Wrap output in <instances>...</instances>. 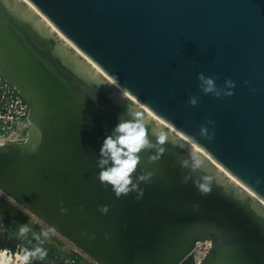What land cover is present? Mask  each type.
<instances>
[{
    "label": "water",
    "instance_id": "95a60500",
    "mask_svg": "<svg viewBox=\"0 0 264 264\" xmlns=\"http://www.w3.org/2000/svg\"><path fill=\"white\" fill-rule=\"evenodd\" d=\"M30 1L128 93L264 199V0ZM63 68L0 0V76L18 89L39 130L35 152L0 147V209L21 219L17 205L54 227L72 255L98 264H195L196 242L206 240L212 247L200 264H264V237L235 220L227 202L190 185L169 156L148 163L155 153L140 154L136 175H152L139 199L103 188L96 161L117 122ZM200 73L217 88L232 80L233 95H203ZM201 126L211 140L199 136Z\"/></svg>",
    "mask_w": 264,
    "mask_h": 264
},
{
    "label": "bare ground",
    "instance_id": "6f19581e",
    "mask_svg": "<svg viewBox=\"0 0 264 264\" xmlns=\"http://www.w3.org/2000/svg\"><path fill=\"white\" fill-rule=\"evenodd\" d=\"M1 1L10 13L30 25L37 33L38 38L47 42L53 57L64 67L63 69L70 76L79 77L87 86L91 97H94L93 100L110 113L117 123L119 118L129 110L140 112L143 115L149 138L153 143L156 142L160 132H164L167 136L166 142L159 146L163 148L160 155L169 156L172 164H178L180 169L187 171L188 175L192 177L190 185L196 189L198 187L194 186V182L209 187L210 191L206 193L198 189L201 194L213 193L217 195L221 202H227L231 206L235 220L247 222L259 236L264 237V199L231 175L193 140L188 139L175 127L159 118L123 87L116 84L114 79L80 51L30 0ZM38 137L39 130L34 125L30 112L26 109L23 117L15 120L5 134H0V147L15 145L31 149L38 141ZM193 156L200 160V165L195 170L191 168ZM185 160L189 161V166H184ZM0 196L2 195L0 194ZM8 203L12 204L10 201ZM12 206L21 212L23 218H14L1 208L2 218L12 219L18 226L27 225L31 229L30 231L35 233L36 231L41 233L49 230L17 205L12 204ZM41 239L45 243L56 245L61 253L71 254L76 251L74 246L53 232H49L47 239L43 237ZM198 242L200 243L197 244ZM198 242L193 250L195 264H200L212 247L209 240H206L207 244L203 245L204 248H201L202 241ZM80 258L81 264H98L85 255H81Z\"/></svg>",
    "mask_w": 264,
    "mask_h": 264
},
{
    "label": "clouds",
    "instance_id": "9594fccd",
    "mask_svg": "<svg viewBox=\"0 0 264 264\" xmlns=\"http://www.w3.org/2000/svg\"><path fill=\"white\" fill-rule=\"evenodd\" d=\"M214 77H206L203 73L197 75L198 87L203 95L211 94L213 97L219 99L221 97H230L233 95L231 89L235 87L232 80L226 79L223 88H217ZM116 84L117 79L114 78ZM247 84V82H245ZM94 98V97H93ZM198 103L197 96H190L188 104L195 107ZM127 117V118H126ZM207 125L211 126L214 121H207ZM199 136L211 140L212 135L209 133L208 127L201 126L199 129ZM194 140L193 137H188ZM167 140L164 132H160L155 143L149 138L146 129L143 115L134 110H129L124 116L119 118V122L112 129L111 134L107 135L103 140L102 146L99 150V158L96 161V166L99 169L96 179L100 185L106 190L110 187L115 198L119 199L121 196H128L130 193H136L137 199L143 196V189L139 188L141 183L148 182L152 173L147 172L136 175L137 168L141 163V153L154 152L147 158L148 163L157 161ZM38 146H34L32 151L35 152ZM200 165V160L193 156L191 168L195 170ZM184 166H189V161H184ZM187 182V178H185ZM194 186L198 187L202 192L210 191L205 184L194 182ZM60 214H66L68 209L60 202ZM82 210V209H81ZM98 211L104 215L109 211L107 205L98 208ZM31 229L27 225L19 226V235L25 236ZM49 232H55L54 227H49L48 231H42L36 237L37 244L33 248H20L19 251L13 253L9 249H0V264H30L32 260H43L47 256V251L39 246L41 237L47 239ZM86 235V233H81ZM94 237H89L93 239ZM107 238V237H106Z\"/></svg>",
    "mask_w": 264,
    "mask_h": 264
},
{
    "label": "rangeland",
    "instance_id": "374dc122",
    "mask_svg": "<svg viewBox=\"0 0 264 264\" xmlns=\"http://www.w3.org/2000/svg\"><path fill=\"white\" fill-rule=\"evenodd\" d=\"M24 111L21 104L18 103L15 93L0 80V134H5V131L11 128L15 120L23 117ZM37 236L35 232L29 231L25 236L21 237L18 225H14L9 220L0 217V245L2 243L10 246L15 245L17 249L15 252L19 251L20 248L31 249L37 244ZM39 246L45 249L48 254L43 260H32L30 264H81L78 256L72 255V253H61L55 245L48 242L45 243L42 239ZM204 247L201 246V248ZM81 255L84 254L81 253Z\"/></svg>",
    "mask_w": 264,
    "mask_h": 264
},
{
    "label": "built area",
    "instance_id": "2783aa9c",
    "mask_svg": "<svg viewBox=\"0 0 264 264\" xmlns=\"http://www.w3.org/2000/svg\"><path fill=\"white\" fill-rule=\"evenodd\" d=\"M0 80L2 81V83H4L5 85H6V87H9L10 89H11V91L12 92H14L15 93V96H16V98H17V100H18V103H20L21 104V107H23V110H26V109H28V107H27V105H26V103L24 102V100L22 99V97L18 94V92L16 91V89L13 87V86H11L9 83H7L1 76H0ZM24 113H25V111H24ZM24 113H23V115H24ZM10 129V128H9ZM8 130V129H7ZM6 130V131H7ZM5 131V132H6ZM200 242H198L197 244H199ZM196 244V245H197ZM207 243H206V241H202L201 242V246L203 247V245H206ZM196 247V246H195Z\"/></svg>",
    "mask_w": 264,
    "mask_h": 264
},
{
    "label": "trees",
    "instance_id": "16d2710c",
    "mask_svg": "<svg viewBox=\"0 0 264 264\" xmlns=\"http://www.w3.org/2000/svg\"><path fill=\"white\" fill-rule=\"evenodd\" d=\"M0 249H9L11 252H15L17 249H16V246L15 245H7V244H5V243H2L1 245H0Z\"/></svg>",
    "mask_w": 264,
    "mask_h": 264
}]
</instances>
